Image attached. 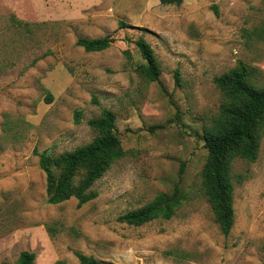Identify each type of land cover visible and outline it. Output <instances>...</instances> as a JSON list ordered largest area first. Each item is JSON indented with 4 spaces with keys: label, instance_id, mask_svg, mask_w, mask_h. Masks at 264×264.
Wrapping results in <instances>:
<instances>
[{
    "label": "rangeland",
    "instance_id": "374dc122",
    "mask_svg": "<svg viewBox=\"0 0 264 264\" xmlns=\"http://www.w3.org/2000/svg\"><path fill=\"white\" fill-rule=\"evenodd\" d=\"M13 14L32 32L16 29ZM107 35L116 40L103 51L76 44ZM141 37L159 81L138 71ZM240 62L264 85V0H0V264L23 251L34 264H81L76 251L102 264H264V136L256 161L233 163L228 236L202 186L203 129L223 101L214 78ZM104 108L123 157L96 181L95 199L50 204L36 151L90 142L88 121ZM160 193L180 200L172 218L118 220Z\"/></svg>",
    "mask_w": 264,
    "mask_h": 264
},
{
    "label": "trees",
    "instance_id": "16d2710c",
    "mask_svg": "<svg viewBox=\"0 0 264 264\" xmlns=\"http://www.w3.org/2000/svg\"><path fill=\"white\" fill-rule=\"evenodd\" d=\"M160 1L166 5H180L184 0ZM10 20L16 29L32 32L30 22L21 20L14 14ZM120 27H125V23L120 22ZM115 40L111 35L80 37L76 44L86 51L98 52L111 47ZM136 46L146 61V64L138 67L139 73L148 82L159 81L162 67L151 44L141 37L136 41ZM254 74L253 68L240 62L214 78V83L222 92L223 101L218 112L203 129L208 151L201 172L203 191L225 236L231 233L236 218L233 163L236 159L256 161L264 136V85L254 81ZM176 82L179 84L178 71ZM51 99V95H48V100ZM75 118L77 122L81 120L80 111H76ZM88 124L96 132L90 142L59 155L46 150L36 151L39 165L46 175L47 201L50 204L75 198L78 205L82 206L95 199L98 196V191L94 188L96 181L124 155L116 127V115L111 109L104 108ZM176 200V195L160 193L149 203L121 214L118 220L141 226L158 218L170 219L180 203V200ZM75 254L81 264H102L93 255L79 251ZM35 260V252L23 251L16 264H34Z\"/></svg>",
    "mask_w": 264,
    "mask_h": 264
}]
</instances>
